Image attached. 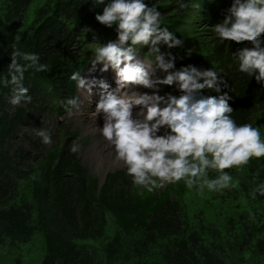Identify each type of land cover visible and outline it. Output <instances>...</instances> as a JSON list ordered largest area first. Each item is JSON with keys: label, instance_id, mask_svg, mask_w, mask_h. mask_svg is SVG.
<instances>
[{"label": "trees", "instance_id": "1", "mask_svg": "<svg viewBox=\"0 0 264 264\" xmlns=\"http://www.w3.org/2000/svg\"><path fill=\"white\" fill-rule=\"evenodd\" d=\"M34 1L0 0V250L12 254L28 245L34 233H40L44 254L38 264H264V196L253 199L249 195L264 185V157L226 169L232 176L227 189H189L181 180L137 194L124 172L107 174L98 188L76 153L70 152L72 144L66 139L60 148H53V159L41 160L43 164L33 168V173L30 169V175L43 181V186L31 192L34 204L9 206L19 187L32 181L19 159L29 154L11 150L10 142L16 140L28 116L25 109L6 111L11 85L2 81L9 79L12 46L39 54L40 62L49 66L47 72H25L24 86L32 97L25 104L39 113L54 109L57 103L65 109L62 101L76 96V82L70 76L85 65L79 58L83 47L116 35L115 25L107 28L95 20L109 0L99 6H94L95 0H46L34 11L26 35L22 31ZM182 2L200 7L181 9ZM145 3L158 8L161 27L176 37L187 34L185 26L193 22L208 34L210 51L205 53L198 46L190 55L182 51L175 69L192 65L216 71L223 81L221 92L206 89L202 95L227 93L237 125L252 123L264 137V87L254 76L238 72L233 57L239 49L252 45L222 42L212 29L222 22L232 0ZM177 52L173 49L172 55ZM32 146L38 150L43 144ZM217 175L209 171L207 178Z\"/></svg>", "mask_w": 264, "mask_h": 264}, {"label": "clouds", "instance_id": "2", "mask_svg": "<svg viewBox=\"0 0 264 264\" xmlns=\"http://www.w3.org/2000/svg\"><path fill=\"white\" fill-rule=\"evenodd\" d=\"M105 0H95L94 6ZM181 9L197 7L180 3ZM95 20L107 27L116 26V40L101 45L97 43L92 58L91 70L102 65L100 72L111 68L115 73L116 88L109 91V85L101 80L88 81L80 72L71 74L77 89L88 97L92 88H100L102 96L92 116L103 114V127L98 131L112 146L114 163L126 171L136 186L152 192L168 184L184 181L187 188L194 186L203 191L227 189L232 176L226 169L247 165L253 158L264 157V140L252 123L237 125L232 118L233 109L227 93L218 96H204L203 90L221 92L222 80L213 69L199 70L192 65L175 69L176 57L171 52H161L159 45L167 49L183 47V40L176 38L166 27H161V12L145 0H110L102 14ZM220 41L237 44L247 42L233 54L238 72L254 76L264 87V0H232L222 22L212 27ZM127 45V46H126ZM148 46L147 54L154 59L137 58L139 48ZM9 79L2 81L11 85L12 106L22 102L30 103L32 97L24 86L25 72L49 71L47 63L40 62V55L21 52L13 45ZM192 49L187 50L190 55ZM164 73L163 79H152L156 71ZM175 85L180 95H159L158 86ZM134 86L153 89L154 94L131 91ZM65 111L72 117L80 110L81 102L72 97L62 101ZM163 105V107H161ZM141 111L133 117V108ZM163 129V134H158ZM42 144L52 143L51 133L44 128L35 131ZM80 145L74 141L70 152L75 154ZM209 171L218 173L215 179H208ZM256 199L264 196V185H258L249 193Z\"/></svg>", "mask_w": 264, "mask_h": 264}, {"label": "rangeland", "instance_id": "3", "mask_svg": "<svg viewBox=\"0 0 264 264\" xmlns=\"http://www.w3.org/2000/svg\"><path fill=\"white\" fill-rule=\"evenodd\" d=\"M45 2L46 0H35L31 5L29 11L27 12V19L24 23L25 27L22 31L24 34L27 35L29 33L30 24L35 14L34 11L43 6ZM194 24L195 22L185 26L187 27L185 28L188 32L187 34L176 37L183 40V47L167 49L166 46L162 44L159 46L161 52H171L172 54L173 49H177L178 52L174 55L177 58L179 55H182V51L187 52L188 49L194 50V47L198 46L204 47L203 51L208 53L210 51L209 48L211 47V45H209L210 39L208 34L203 33L202 30ZM262 37L264 39V36ZM116 38V35H114L111 39L105 40L101 45L106 44L109 41H115ZM96 45L97 44H87L80 52L79 58L85 62V65L81 68L80 75L82 78L88 81L93 79L96 81H101L103 78V81L105 82H112V78L116 77L114 71L111 68H109L110 72H107L106 74L104 72H100L102 65H97L95 70H91L90 59L92 58ZM148 50V46L139 48L137 52V58L140 60H144V58L150 60L154 59V57L147 54ZM175 63H179L178 60L175 61ZM155 76H153L152 79H163L164 73L157 70ZM113 85L114 83L109 86V91L114 88ZM158 88L159 91L155 94L159 95L161 92H163L164 96L165 90L170 89L166 94H171L177 97L180 95L175 85H159ZM99 89L100 88L98 85L94 86L92 88L91 97H88L83 90L77 89L76 86L75 97L81 102V107L80 110L77 111L72 117L67 115L65 109L62 110L59 108L58 103L55 104V108L51 109L50 111L45 110L39 113H33L31 109L27 107V104L22 102L18 106H12L9 103L11 96L6 97L7 113H11L20 108L23 110L25 109V113L28 114L26 117L27 124L20 126L16 140L10 143L11 150L14 151L15 149H20L23 153L29 154V156H22L19 158L20 162L22 163L21 167L29 169V175L30 169L33 173V168L36 169L39 165L43 164L41 160L47 161V159H53L55 154V149L53 148L55 146L60 148L66 139V142L69 141V144H72L74 141L79 143L80 148L76 153L79 159V164L85 168L87 175L90 176L98 188L103 185L107 174H112L115 172L126 173L124 169L114 163L115 153L113 148L98 131V128L103 127V114L101 113L96 117L92 116V113L95 112L96 105L102 96L101 90ZM147 90H149L150 95L154 93L153 89L147 88ZM161 107H163V105H161ZM138 110L141 111L140 108H138ZM40 128L47 129L51 133L52 143L50 145L43 144L42 148L35 150L32 144L41 142V139L35 134V131ZM158 134H163V129ZM261 139L264 140V137L261 136ZM30 177L32 178L31 184L29 186H20L18 196L12 200L9 206H18L22 202L34 204L31 192L34 187L38 188L43 186V181L41 177L37 175H30ZM129 179L132 180L131 177H129ZM131 186L132 190H134V192L137 194L148 192L146 188L136 186L133 183ZM22 199L23 201H20ZM43 254L44 238L40 233H34L31 242L26 246L20 247V249L14 253L11 254L4 250H0V264H16L17 261H20L21 264H38Z\"/></svg>", "mask_w": 264, "mask_h": 264}, {"label": "bare ground", "instance_id": "4", "mask_svg": "<svg viewBox=\"0 0 264 264\" xmlns=\"http://www.w3.org/2000/svg\"><path fill=\"white\" fill-rule=\"evenodd\" d=\"M107 72L109 73V72H110V69H109ZM107 72H104V73L106 74ZM154 76H155V75H154ZM155 77H156V76H155ZM112 79H113L112 82H109V81L106 82L109 86H111V85L114 83V85H113L114 88H113L112 90H110V91H114L115 88H116V86H117L116 83H115L116 78H112ZM101 80H103V78H102ZM99 90H100V89H99ZM130 90H131V91H137V92H140V93H147V94L150 95L149 90H147V88H143V87H141V86H134V87H132ZM97 91H98V90H97ZM97 94H98V93H97ZM153 94H154V93H153ZM138 108H139V107H134L133 110H132V112H133V117H134V118L136 117V113L139 112Z\"/></svg>", "mask_w": 264, "mask_h": 264}, {"label": "water", "instance_id": "5", "mask_svg": "<svg viewBox=\"0 0 264 264\" xmlns=\"http://www.w3.org/2000/svg\"><path fill=\"white\" fill-rule=\"evenodd\" d=\"M110 1V0H109Z\"/></svg>", "mask_w": 264, "mask_h": 264}]
</instances>
